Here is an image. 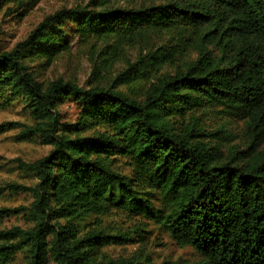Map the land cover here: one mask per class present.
I'll list each match as a JSON object with an SVG mask.
<instances>
[{"label": "trees", "instance_id": "trees-1", "mask_svg": "<svg viewBox=\"0 0 264 264\" xmlns=\"http://www.w3.org/2000/svg\"><path fill=\"white\" fill-rule=\"evenodd\" d=\"M37 1L0 6L22 17ZM154 33L170 38L144 45ZM93 38L141 47L107 79L99 65L114 58L99 51L86 87L37 78L36 61ZM66 103L77 110L72 121L59 114ZM14 106L25 117L5 124L18 128L15 140L50 149L17 160L33 184L0 186L31 198L0 208V220L25 224L0 229V264H155L147 253L103 251L142 244L149 228L191 248L196 264H264V0L61 7L11 48L0 40V110ZM112 212L125 227L103 224Z\"/></svg>", "mask_w": 264, "mask_h": 264}, {"label": "rangeland", "instance_id": "rangeland-1", "mask_svg": "<svg viewBox=\"0 0 264 264\" xmlns=\"http://www.w3.org/2000/svg\"><path fill=\"white\" fill-rule=\"evenodd\" d=\"M87 1L38 0L22 17L18 16L21 11L14 8V4L9 3L8 5L0 6V40L2 41V47L11 48L17 41L24 38L45 15L61 7L69 8L75 5H83ZM0 2H3V0H0ZM169 38L164 33L149 34L143 38V44H157L161 40ZM140 47L138 45L115 47L112 39L93 38L87 43L73 40L69 51L65 54H62L49 64L36 61L33 69L40 81L47 82L61 77L63 79L76 80L81 86L86 87L90 81L96 78V71H93V61L99 51L102 53L101 57L112 56L111 58H114L112 61L109 59L99 65V75L101 74V78L107 79L109 75L113 74L122 65L125 58L133 57ZM98 59L96 61L100 64ZM20 110V107L16 106L0 110V186L7 182H16L23 185L33 184V175L21 168L17 160L25 163L32 162L44 156L50 149L48 145L15 140L14 137L18 133V128L5 124L25 122V117H23ZM76 112L77 110L72 104L66 103L59 107V114L62 120L65 121H72ZM209 120L206 121V127L214 124V120ZM30 201L31 198L25 193L0 190V208L26 205ZM103 222L109 228L114 226L125 227L122 219L113 212L104 215ZM14 225L24 226V219L21 216L12 215L0 220V229H8ZM149 229L151 231L148 239L142 244L110 245L104 247L103 251L114 258L128 257L136 252H143V254H149L155 264L163 261L179 264L198 263L199 255L191 248H180L162 230L157 228ZM20 259V256H17L16 261L19 263Z\"/></svg>", "mask_w": 264, "mask_h": 264}]
</instances>
